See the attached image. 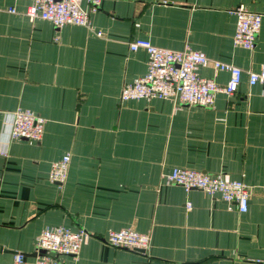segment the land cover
<instances>
[{"label":"crops","instance_id":"1","mask_svg":"<svg viewBox=\"0 0 264 264\" xmlns=\"http://www.w3.org/2000/svg\"><path fill=\"white\" fill-rule=\"evenodd\" d=\"M26 5L0 0V264L32 261L38 233L57 225L90 235L66 264H264V97L247 82L264 63V0L82 1L88 25L59 28L30 20ZM240 5L261 14L251 49L233 43ZM135 38L240 68L236 94H215L211 107L121 100L147 71L146 52L129 50ZM199 73L229 77L209 63ZM18 109L44 118L39 140L10 137ZM64 154L65 180L52 182ZM175 168L242 181L247 210L167 182ZM122 228L148 234L146 251L100 239Z\"/></svg>","mask_w":264,"mask_h":264},{"label":"built area","instance_id":"2","mask_svg":"<svg viewBox=\"0 0 264 264\" xmlns=\"http://www.w3.org/2000/svg\"><path fill=\"white\" fill-rule=\"evenodd\" d=\"M24 14L30 19H42L59 28L65 24L87 26L88 12L81 7L85 1L95 10L101 0H26ZM9 12H14L8 8ZM236 26L233 43L246 49L255 45L261 24V14L247 10L242 5L233 10ZM99 35V32H97ZM130 51L143 49L147 54V71L124 84L120 91L121 100L153 98L170 99L177 104H191L211 107L215 94L223 93L232 97L237 92L241 80L240 68L209 60L201 51L185 47L172 50L154 46L144 38H135L128 43ZM209 63L217 70L227 71V81L220 84L199 73V68ZM250 86L258 84L264 97V63L256 71L247 72ZM45 120L29 110H15L11 114L10 137L39 140L44 130ZM69 155L64 154L53 161L49 170L52 182L62 183L67 174ZM167 182L184 189L196 188L207 194H217L226 202L237 205L239 212L248 206L249 190L240 180L226 179L222 174H208L198 170L175 168L164 175ZM189 207V204H186ZM90 235L82 228L72 229L57 225L43 228L35 238L38 254L28 261L23 254L16 253L9 264H66L64 256L75 255ZM106 244L130 251L145 252L149 245V235L131 228L110 230L100 238ZM43 250V252H41Z\"/></svg>","mask_w":264,"mask_h":264},{"label":"water","instance_id":"3","mask_svg":"<svg viewBox=\"0 0 264 264\" xmlns=\"http://www.w3.org/2000/svg\"><path fill=\"white\" fill-rule=\"evenodd\" d=\"M41 252H43V250H41Z\"/></svg>","mask_w":264,"mask_h":264}]
</instances>
